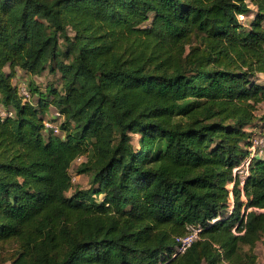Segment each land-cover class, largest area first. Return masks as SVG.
<instances>
[{
	"label": "trees",
	"instance_id": "1",
	"mask_svg": "<svg viewBox=\"0 0 264 264\" xmlns=\"http://www.w3.org/2000/svg\"><path fill=\"white\" fill-rule=\"evenodd\" d=\"M263 22L264 0H0L9 264H255ZM17 69L57 81L25 83L26 98ZM50 106L58 134L43 124ZM80 156L88 187L67 195ZM248 158L240 183L234 168ZM189 225L199 237L173 255Z\"/></svg>",
	"mask_w": 264,
	"mask_h": 264
},
{
	"label": "rangeland",
	"instance_id": "2",
	"mask_svg": "<svg viewBox=\"0 0 264 264\" xmlns=\"http://www.w3.org/2000/svg\"><path fill=\"white\" fill-rule=\"evenodd\" d=\"M251 10L254 11L255 10V6H251ZM253 13L249 12L246 16L244 15V18L241 19L243 21V24L247 25L249 20L252 18ZM263 26H264V22H263ZM264 80V77L262 79V81ZM57 81V77L54 75L49 74V72L47 71V69L45 71H43L40 75H31V74H27L24 73L22 70L17 69L16 75L13 77V82L14 83H19V82H24L26 84H29L31 88H35L33 91H39L42 90L44 91L46 86L50 83H56ZM34 97V99L37 97V95H33L32 98ZM54 111V107L50 106L49 108H47L46 110V114L44 115L45 118L50 117L52 115V112ZM255 114L257 115V117H263L264 116V103H260L257 105V108L255 110ZM257 125V128L254 129V148H257L260 146V148L264 147V136L262 133V124H264V120H257L255 121ZM261 125V126H260ZM249 130V129H248ZM84 160V159H83ZM81 158L80 159H76L72 162L71 167H70V173L72 175V188L67 191V195H70L72 193V191L74 189H85L88 187V180H89V175L85 174V173H77V167L78 165L83 161ZM232 187V183H229L227 185V188H231ZM232 197V194H231ZM230 197V200H231ZM263 240L261 241V245L263 248H261L257 254H256V260H255V264H261L260 262V257L264 254V245H263ZM16 246L14 245H10L7 246L5 249H3L0 252V264H9L10 260L14 257L15 253H16Z\"/></svg>",
	"mask_w": 264,
	"mask_h": 264
},
{
	"label": "built area",
	"instance_id": "3",
	"mask_svg": "<svg viewBox=\"0 0 264 264\" xmlns=\"http://www.w3.org/2000/svg\"><path fill=\"white\" fill-rule=\"evenodd\" d=\"M239 18L243 19L244 15L240 14ZM19 92L21 93V95L23 97L27 98L29 96L26 84L24 82H21L19 84ZM2 113H4V112H2ZM52 116L53 117H59V112L57 110H54L52 112ZM43 124H44L45 129L50 130L52 133L58 134L60 132L59 120H52L50 118H46L43 121ZM255 149L256 148H254V145H252V147H251V150H253L252 152H255ZM80 158L82 160L84 159L83 156H80L77 159H80ZM249 161H250L249 158L245 159L240 165H238L234 168V172L240 178V183L242 182V179H243L244 175L246 174V168H247ZM230 194H231V192H230ZM200 231H201V228L198 226H192V225L187 226L186 233L176 237L177 246H176V249H175L173 255H176L177 253L184 252L187 249V247H189L190 244L199 237ZM263 245H264V240H263ZM260 262H261V264H264V254L260 257Z\"/></svg>",
	"mask_w": 264,
	"mask_h": 264
},
{
	"label": "crops",
	"instance_id": "4",
	"mask_svg": "<svg viewBox=\"0 0 264 264\" xmlns=\"http://www.w3.org/2000/svg\"><path fill=\"white\" fill-rule=\"evenodd\" d=\"M261 241H262V239L257 243V245H256V247H255V249H254L255 254H257V252H258L261 248H263L262 245H261Z\"/></svg>",
	"mask_w": 264,
	"mask_h": 264
}]
</instances>
